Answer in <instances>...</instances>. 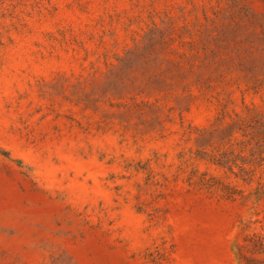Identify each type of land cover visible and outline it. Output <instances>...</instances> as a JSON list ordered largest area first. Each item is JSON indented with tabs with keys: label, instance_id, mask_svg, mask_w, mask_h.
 I'll return each instance as SVG.
<instances>
[{
	"label": "rangeland",
	"instance_id": "rangeland-1",
	"mask_svg": "<svg viewBox=\"0 0 264 264\" xmlns=\"http://www.w3.org/2000/svg\"><path fill=\"white\" fill-rule=\"evenodd\" d=\"M0 264H264V0H0Z\"/></svg>",
	"mask_w": 264,
	"mask_h": 264
}]
</instances>
